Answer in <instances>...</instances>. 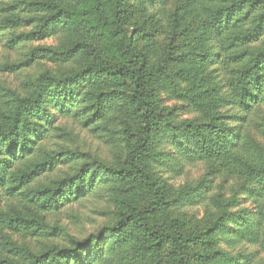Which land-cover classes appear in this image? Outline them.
Listing matches in <instances>:
<instances>
[{
  "label": "trees",
  "instance_id": "1",
  "mask_svg": "<svg viewBox=\"0 0 264 264\" xmlns=\"http://www.w3.org/2000/svg\"><path fill=\"white\" fill-rule=\"evenodd\" d=\"M147 1L154 0L0 2V36H8L0 43L8 49L54 42L30 47L26 60L12 66L20 71L41 63L42 71L19 91L0 90V264H207L209 256L194 249L226 227L238 228L241 238L264 249V0H187L200 21L194 61L216 80L212 91L218 95L207 102L180 96L185 107L215 114L205 124L186 121L172 130L163 124L169 111L158 92L166 80L178 87L167 71L182 54L168 50L154 59L164 57L157 66L149 50L138 48L144 34L138 35L136 4ZM59 119L125 138L122 167L86 164L67 150L47 151L46 142L61 130ZM126 124L132 128L124 137ZM157 134L172 135L187 155L245 169L244 184L222 206L218 202L212 224L199 227L172 215L174 206L205 197L210 183L172 195L147 161ZM66 166L73 173L57 176ZM117 183L129 184L125 193L131 190L141 206L81 239L51 223L65 208L114 191ZM244 196L256 201L255 212L230 214Z\"/></svg>",
  "mask_w": 264,
  "mask_h": 264
},
{
  "label": "rangeland",
  "instance_id": "2",
  "mask_svg": "<svg viewBox=\"0 0 264 264\" xmlns=\"http://www.w3.org/2000/svg\"><path fill=\"white\" fill-rule=\"evenodd\" d=\"M13 1L15 0H0L2 4H10ZM131 4L134 6L133 1ZM136 5L138 9L136 22L140 28L138 35L144 34L139 36L138 48L144 47L146 51L149 50L150 61L160 66L164 62V57L157 61L154 59L162 56L164 52L167 53L170 50L173 56L182 54V57H178L179 61L172 64L167 71L172 79L174 78L172 84L178 87H174L169 80H166V87L158 92L161 103L169 111L163 123L165 128L172 130L176 124L186 121L197 124L209 122L215 114L214 111L206 112L185 107L184 101L179 99L180 96H201L197 102H207L218 95L212 91L216 80H212V75L208 74L198 59L194 61L193 50L197 42L200 22L194 5L187 0H154L142 3V6ZM29 30L28 28L20 29L15 34ZM7 37V35L0 36V40H6ZM169 42L177 44L176 48L170 49L173 45ZM53 43L51 40L31 42L17 49H8L5 43H0V90H5L4 94H8L7 91H19L26 79L42 71L44 65L41 63L23 67L20 71H15V67L12 66L16 61L26 60L23 54L30 47ZM168 62L171 63L172 60ZM262 110L260 114L264 115V107ZM253 116L255 117L256 114ZM57 124L61 126V130L46 142L47 151L67 150L80 156L81 161L86 164L115 169L122 167V158L127 146V140L122 136L114 135L110 129H107L104 134L99 131H90L83 128L79 122L69 119H59ZM131 128H128L126 124L124 137L129 136L128 129L131 130ZM173 142L180 141L174 140L172 135H156L153 149L147 157L150 171L157 179L165 183L172 195L182 189L195 190L198 184L204 183L207 186L210 183V191L205 197H195L191 206L176 205L172 209L174 217L185 218L199 227L207 223L210 225L216 220L214 217L219 213L218 207L221 208L229 198H233L239 186L244 184L245 169L239 164L223 161L220 158L200 160L193 153L187 155V151L180 152L181 149L177 147L180 143L174 145ZM70 172L73 173L72 167L66 166L59 169L56 175L62 177L64 174L69 175ZM129 187L127 183H117L114 185L116 188L114 191H104L65 208L51 223L58 224L76 238L81 239L94 234L100 228L110 226L118 214L132 212L133 209L141 206V199L132 197L131 190L125 193V189ZM244 198L239 206L230 211V214H238L241 213L240 210L249 209L255 212L256 201L254 199L249 201L246 196ZM227 226L232 227V224L227 223ZM234 230L223 228L215 236L210 237L208 245L196 248L194 252L207 254L209 256L207 264H227L226 260L229 264H264V249L258 244L248 243L247 239L241 238L238 228ZM259 232L263 233L264 228L262 227ZM12 240L18 243L22 241L17 237H13ZM0 242L4 243L2 239Z\"/></svg>",
  "mask_w": 264,
  "mask_h": 264
}]
</instances>
